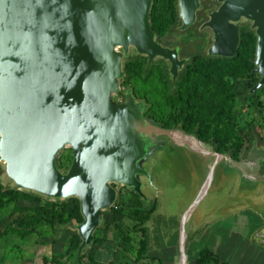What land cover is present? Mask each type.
<instances>
[{"label": "water", "instance_id": "95a60500", "mask_svg": "<svg viewBox=\"0 0 264 264\" xmlns=\"http://www.w3.org/2000/svg\"><path fill=\"white\" fill-rule=\"evenodd\" d=\"M153 2L0 0V174L6 188L52 201L78 199L82 221L64 227L79 238L77 257L93 247L104 211L118 200L117 186L146 205L155 202L152 214L158 211L156 171L170 160L201 175L178 224L184 260L186 225L210 188L226 178L246 194L231 216L253 206L264 223V146L256 139L246 158L235 160L180 128H163L130 91L122 102L112 100L121 93L122 62L131 49L148 63H169L171 85L186 65L180 45L156 40ZM176 7L175 32L208 31L206 59L235 57L240 26L250 25L259 79L247 93L264 88V0H176ZM66 148L72 161L62 171L57 159ZM259 238L264 244V224Z\"/></svg>", "mask_w": 264, "mask_h": 264}, {"label": "rangeland", "instance_id": "374dc122", "mask_svg": "<svg viewBox=\"0 0 264 264\" xmlns=\"http://www.w3.org/2000/svg\"><path fill=\"white\" fill-rule=\"evenodd\" d=\"M165 2L155 0L152 8L158 31L156 40L166 47L180 45V57H188V64L171 85L167 62L157 58L148 63L145 56L131 49L122 62L125 76L120 81L121 93L113 95L112 100L119 103L125 92L130 91L145 105V114L165 128L183 126L188 133L199 129L202 139L212 137L224 152L238 148L235 158L244 159L252 133L255 131L264 139V89L247 93V87L256 83L258 74L254 66L251 70L243 66L246 59L254 57L253 53L243 51L233 62L242 64V69L235 68L231 76L227 75L224 72L227 67L209 62L203 55L208 33L198 34L196 29L175 32L178 19L167 13ZM241 33L251 44L255 42L248 24L241 26ZM222 109L225 116L219 112ZM71 161L70 148L64 149L57 159L62 171L69 168ZM188 171L174 160L158 168L156 172L160 175L156 180L162 185V193L154 199L161 205L152 215L155 202L145 208L136 194L117 186L118 200L104 211V222L94 233L96 242L86 250L79 264H195V256L204 246L212 250L218 264H264V244L259 242L263 220L253 206L236 217L231 216L233 207L246 195L233 189V178L214 184L193 213L185 227L184 260L179 249L178 224L201 176L197 168ZM0 186L6 188L1 174ZM76 201L70 198L55 202L39 197L17 199L0 206V264H71L75 234L64 227L76 221L60 224L57 215L64 204L66 217ZM36 216L41 217L39 223L26 226L20 222ZM144 245L149 247L148 253L146 258H139L138 252ZM73 258H78L76 250Z\"/></svg>", "mask_w": 264, "mask_h": 264}, {"label": "trees", "instance_id": "16d2710c", "mask_svg": "<svg viewBox=\"0 0 264 264\" xmlns=\"http://www.w3.org/2000/svg\"><path fill=\"white\" fill-rule=\"evenodd\" d=\"M154 2H155V0H154ZM165 6H166L167 13L172 18H174L175 14H176V11H175V0H166ZM150 19H151L152 30L157 35L158 31L156 29V19L153 16L152 10H151V13H150ZM240 36H241V42H240V45H239V48H238V51H237V54H236L235 57H233L231 59H217V58L207 59V60H211L209 62L217 63V64H219V65H221L223 67H227L224 72L227 75H229V76H231L233 74V71H234L235 68L242 69L243 66H248L247 68L251 70V69H253V66H254V64L252 63V59L254 57L251 60L250 59H248V60L246 59V62H245V64L243 66L240 63H237V64L233 63L236 59L241 57L243 51L248 49L251 53H253V55H254V52H255V42L253 41V43L251 44L249 42V40L246 38V35L243 34V33H241ZM252 37H253V39H255L254 36H252ZM251 75H254V74L251 73ZM222 108H224L223 105H222ZM219 112H220V114L225 116V112H224L223 109L220 110ZM144 113H145V111H144ZM147 117H149V116H147ZM149 118L153 119L154 121L159 123L163 128H165V126L163 124H161L160 122H158L156 119H154L152 117H149ZM179 128L182 129L184 132L188 133L187 131H185V128L183 126H181ZM165 129H167V128H165ZM188 134H193L199 140L210 144L214 148V150L216 152L221 153V154H227L231 158L236 159L235 158V153L237 152L238 148L235 149V150H231L229 152H224V150L221 149V147L215 142V140L212 137H210V138L207 137L206 139H202L201 138V132L199 131V129H196L194 132L188 133ZM255 139H257V135H256V133L254 131V133H252V139L251 140L254 141ZM136 197H137V195H136ZM17 199L37 200V199H39V197L35 196V195H32V194H29V193H26V192H23V191L10 189V188H2L0 186V206L4 205L6 203H9V202L15 201ZM76 200L77 201H76L75 207L67 214L66 217H64V215H63V212L65 211V205L64 204L60 205L61 208H62V211H61L60 214L57 215L58 216V221H59L60 224L68 223V222H71V221H76V222H81L82 221V216H81L80 210H79V201H78V199H76ZM55 202H57V201H55ZM140 204H141V206H143L145 208H150L153 203H151L149 205H143L142 202H140ZM155 208L150 211L151 214L154 212ZM40 221H41V217L40 216H36V217H32L30 219H23L20 222L22 224L26 225V226H30L32 224L39 223ZM48 222H51V221H48ZM142 230H143V228H142ZM72 238L75 241V248L73 250H71V252H70V258L73 259V262L71 264H79L81 258L84 256V254L81 255L78 258H73L74 257V251L79 246V238L76 235H74ZM94 238H95V235H94ZM95 242H96V238L94 240V244H95ZM148 250H149L148 246H145V245L142 246V248L138 252V257L139 258H146V254L148 253ZM194 260H195V264H210V263L218 264V259L213 254L212 250L210 248H208V247H205V246L203 248H201L197 252V256H195ZM58 264H64V263L63 262H58Z\"/></svg>", "mask_w": 264, "mask_h": 264}, {"label": "flooded vegetation", "instance_id": "af4514ba", "mask_svg": "<svg viewBox=\"0 0 264 264\" xmlns=\"http://www.w3.org/2000/svg\"><path fill=\"white\" fill-rule=\"evenodd\" d=\"M202 2H203V6H204V8H205V7H206V6H205L206 3H205L204 1H202ZM153 4H154V2H153ZM152 7H153V5H152ZM151 10H152V9H151ZM175 11H176L175 17L177 18L176 0H175ZM177 19H178V18H177ZM249 27H250V25H249ZM204 32H207V33H208L207 30H205ZM204 32H203V33H204ZM253 32H254V31H253ZM240 34H241V26H240ZM254 35H255V33H254ZM255 37H256V35H255ZM255 45H256V40H255ZM170 48H171V47H170ZM181 53H182V51H181ZM181 53H180V54H181ZM254 53H255V52H254ZM179 57H180V56H179ZM182 58H183V57H182ZM188 62H189V58L187 57L186 65L188 64ZM168 64H169V63H168ZM186 65H185V66H186ZM258 79H259V75H258ZM257 81H258V80H257ZM257 81H256V82H257ZM254 84H255V83H254ZM254 84H253V85H254ZM253 85H251L250 87H247V90L250 89ZM263 89H264V88H263ZM134 98H135V97H134ZM123 100H124V99H123ZM123 100H122V101H123ZM122 101H121V102H122ZM136 101H137V100H136ZM137 102H139V101H137ZM119 103H120V102H119Z\"/></svg>", "mask_w": 264, "mask_h": 264}, {"label": "crops", "instance_id": "0c3cea01", "mask_svg": "<svg viewBox=\"0 0 264 264\" xmlns=\"http://www.w3.org/2000/svg\"><path fill=\"white\" fill-rule=\"evenodd\" d=\"M255 133H256V132H255ZM256 135H257V139H256V140H257V143H258L259 145H261V146H264V139H261V137H260V135H259L258 133H256ZM252 143H253V141L251 140V146H250V148L252 147ZM250 148H249V149H250ZM248 151H249V150H248ZM247 154H248V153H247ZM247 154H246V155H247ZM245 158H246V156H245ZM245 158H244V159H245ZM235 160H243V159H235ZM263 224H264V223H262L261 226H263Z\"/></svg>", "mask_w": 264, "mask_h": 264}]
</instances>
